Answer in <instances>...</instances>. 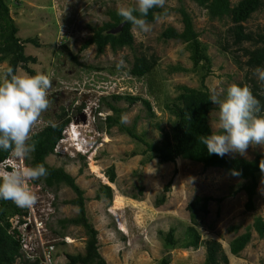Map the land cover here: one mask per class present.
<instances>
[{
    "label": "rangeland",
    "instance_id": "1",
    "mask_svg": "<svg viewBox=\"0 0 264 264\" xmlns=\"http://www.w3.org/2000/svg\"><path fill=\"white\" fill-rule=\"evenodd\" d=\"M230 1L235 4L239 0ZM6 2L18 28L17 36L21 40L35 38L38 42V47L25 44V55L36 58V63L29 66L36 73L48 74L53 80L49 90L51 107L42 114L33 134L47 125L60 122L63 112L66 118L69 117V128L57 145V152L48 156L46 162L53 167H62L84 191L86 217L98 232V252L106 263L164 264L167 261V264H203L204 246L185 249L182 244L186 242L185 228L191 225L188 204L195 197L211 196L213 200L208 202V213H197L199 224L195 228L201 239L220 242L228 264H264V237L260 238L254 230L251 231V240L238 256L229 253V242L243 233L254 217L264 219V177L258 180L255 209L247 211L246 194L238 191L244 182L242 179L232 177L221 169H205L200 163L182 159L161 164L150 157V153L142 155L144 145L119 131L117 126L107 131L104 121L105 116L113 114L107 106L111 103L123 110L125 126L130 127L135 122L138 136L147 143L160 144L163 134L171 132L174 117L166 105L174 102L180 93L179 87L201 88V75L205 69L201 65L193 67L184 43L164 40L160 36L169 26L182 30L181 16L173 10L180 6L192 17L194 29L210 58V73L204 85L212 96L223 99L227 87L243 81L247 73L245 67L238 69L233 61V55L241 56V51L230 44L229 20H211L206 10L189 0H166L163 7L165 14L149 23L151 31L144 33L132 27V47L126 46L114 52L106 46L99 55L94 45L81 49V44L91 36L93 29L108 21L107 11L121 6L135 7L136 0ZM244 26L252 32L264 29V5L252 14ZM226 44L227 51H223ZM140 55L154 56L157 63L150 76L132 77L128 70L134 58ZM121 59L125 67L117 70L116 63ZM245 59L241 56L242 61ZM6 68L7 62H1L0 76ZM17 73L25 74V71L19 68ZM249 75L259 83L253 73ZM148 78L158 86L160 84L159 99L148 95ZM126 94L148 99L154 116L151 117L139 101L129 106L124 99H111L112 95ZM209 124L215 134L221 129L219 105L214 104ZM257 153L264 155V146L250 145L244 155L229 153L225 156L252 159ZM91 164L99 169L101 175L90 168ZM110 166L114 167V183L108 181L107 169ZM169 181L170 188L165 191ZM102 184L112 189L110 200L99 191ZM138 186H142L144 191L140 199L134 200L130 196L136 193ZM29 187L38 195L37 203L30 207L32 213L10 220L12 227L18 228L19 234L24 237V258L42 256L45 243L53 242L56 246L54 264H64L65 253L83 254L86 241L84 229L71 225L62 228L58 223L77 215L76 206L64 204V201L76 197L74 192L64 184L48 188L41 179L30 181ZM99 192L101 198L96 200ZM117 194L126 201L114 208V196ZM162 195L165 201L157 205ZM218 198L222 201L217 202ZM132 200L136 203H131ZM20 219L29 223L26 229L24 225L17 224ZM36 221L40 225L38 229L35 228ZM234 226L237 231L232 230ZM171 228L177 241L174 246L166 244L164 239ZM35 244L37 248L33 250L31 247ZM23 256L17 259L18 264H25Z\"/></svg>",
    "mask_w": 264,
    "mask_h": 264
},
{
    "label": "trees",
    "instance_id": "2",
    "mask_svg": "<svg viewBox=\"0 0 264 264\" xmlns=\"http://www.w3.org/2000/svg\"><path fill=\"white\" fill-rule=\"evenodd\" d=\"M194 2L199 7L206 10L208 17L211 20H222L227 18L231 23L228 28L231 45L236 46L238 51H241V56L245 57L244 61L241 56L233 55V61L238 69H247V73L243 81L236 84L250 85L253 94L257 96L262 105V113H264V87L261 86L249 73H253L257 67L264 68V29L258 32L246 30L244 23L247 22L253 13L259 11L264 5V0H239L232 4L230 0H189ZM179 12L181 16L182 30L178 31L174 27L165 28L161 37L164 40H175L184 43L189 51L190 60L194 68L200 65L205 69V73L201 75V88H190L180 86V93L174 99L171 105H166L169 112L174 117V123L169 134H163L160 144L147 143L142 137L135 133V122L132 126H125L122 122L123 110L117 108L111 103H107L112 115H107L104 118L106 130L108 131L114 126H117L119 131L123 132L128 137L136 140L144 145L145 149L142 155L148 153L150 157L157 159L161 164L174 163L177 159L187 160L202 164L203 168H218L232 177L242 179L238 191H244L246 194L245 210L253 211L255 209L254 199L259 178L264 177V155L255 154L252 159L241 157H228L209 154L206 145L201 142L202 137L209 134H214L209 124V114L214 109V103L210 100L211 92L204 85V80L210 73V58L206 54V46L199 40V34L194 29L193 20L190 14L180 6L173 9ZM165 14L163 8H153L149 11L146 20L148 23L155 22ZM108 21L103 22L100 26L93 29L89 36L82 44L81 49H86L91 45L96 48L97 54H102L105 47L109 46L112 51H117L123 47H132L134 36L131 32L133 25L129 22H124L122 17L117 14V9L107 11ZM138 15V13H137ZM120 26L117 33H112L111 30ZM18 28L11 17L9 7L6 0H0V63L7 62V68L11 66L15 72L19 68L25 73L35 75L36 72L29 66L36 63V58L27 56L24 53L25 44H32L38 47V42L35 38H26L21 40L17 36ZM244 44H248L244 47ZM228 44L223 47V51H227ZM76 61V58L72 56ZM157 59L154 56L147 57L145 55L136 56L132 62L128 73L132 77L143 78L150 76L155 68ZM147 92L149 96L159 99L161 86L154 82L153 79H147ZM227 92V91H226ZM225 92V95H226ZM114 101L126 100L129 106L136 102H141L151 117L154 112L151 103L148 99L140 96L112 95ZM60 122L43 127L40 131L32 135V141L36 143V150L32 153L31 158L27 160L29 167L42 163L48 170L47 177L41 178L45 186L48 188L57 187L61 184L68 186L75 194V198L64 201V204H70L77 207V215L73 218H65L59 220L58 223L62 228L69 225L82 227L85 231L86 241L83 254L65 253L66 262L64 264H107L105 259L98 252L97 230L89 223L86 217L84 191L76 184L75 178L66 172L62 167H53L46 162V158L54 153V148L57 143L63 138V131L68 125L69 117L66 118L65 113L60 114ZM222 132L219 129L216 134ZM31 142V141H30ZM11 153L0 150V163L3 162ZM132 155H135L133 153ZM237 171L239 175H233V171ZM108 181L115 182L114 167L110 166L107 169ZM171 185L169 181L164 190L168 191ZM100 192L109 200L112 198V189L107 184H102L99 188ZM144 189L142 186L137 187L136 193L131 194L134 200L140 199ZM97 193L96 200H100L101 193ZM213 200L211 196L195 197L188 206L190 211L191 225L185 228L186 242L182 247L187 249L190 247L198 248L205 247V256L203 264H228V258L223 250L220 242L214 239L202 240L196 226L197 213L203 215L208 213V202ZM217 202L222 201V198L216 199ZM165 197L162 195L156 202L157 205L163 204ZM27 214L26 209L17 207L10 200L0 199V264H18L16 260L23 256L21 250L23 242L16 228L12 227L10 220L15 217H22ZM23 223V220H19ZM232 230L237 231V227H232ZM262 238L264 237V219L256 216L253 222L246 230L235 236L229 242V253L238 256L240 252L251 240V231ZM174 229H169L164 239L166 244L174 246L177 241L174 240ZM24 258V257H23ZM25 264H40L39 259L34 261L24 258ZM167 264V261H164Z\"/></svg>",
    "mask_w": 264,
    "mask_h": 264
},
{
    "label": "clouds",
    "instance_id": "3",
    "mask_svg": "<svg viewBox=\"0 0 264 264\" xmlns=\"http://www.w3.org/2000/svg\"><path fill=\"white\" fill-rule=\"evenodd\" d=\"M165 2L166 0H136L135 7L121 6L117 9V14L124 22L131 23L134 29L147 33L151 31V26L146 20L149 11L153 8H163ZM124 67L125 63L122 59L116 63L117 70ZM253 75L264 87V68L257 67ZM52 86L53 80L46 73L21 74L15 72L11 66L0 76V150L11 153L0 163V199L10 200L17 207L26 209L25 216L32 213L30 207L38 201V195L29 187L30 181L39 180L49 174L44 164L39 163L29 167L26 166L25 159H30L36 150V143L32 141L33 129L39 123L42 114L51 107L49 90ZM210 100L219 105V125L222 132L202 137L201 142L206 145L209 154L221 157L229 153L244 155L250 145L264 146V115L260 114L262 105L253 94L250 85L230 84L223 99L213 95ZM124 119L122 117V122ZM68 125L63 135L68 130ZM69 131L73 135L72 130ZM62 140L63 138L57 145ZM56 147L54 152H57ZM239 174L233 171V175ZM28 224L23 221L21 225L26 229ZM35 225L36 229L40 226L38 221ZM119 229L116 228L120 232ZM21 238L23 251L26 244L24 237ZM49 245L53 247L52 264H54L56 246L53 242L45 243L44 247ZM31 248L36 249L37 244ZM27 258L32 261L38 258L40 264L43 261V255L34 258L27 256Z\"/></svg>",
    "mask_w": 264,
    "mask_h": 264
},
{
    "label": "built area",
    "instance_id": "4",
    "mask_svg": "<svg viewBox=\"0 0 264 264\" xmlns=\"http://www.w3.org/2000/svg\"><path fill=\"white\" fill-rule=\"evenodd\" d=\"M8 164H10V162H8ZM52 250H53V247L50 245L47 247H44V249L42 250V255H43L42 264H52Z\"/></svg>",
    "mask_w": 264,
    "mask_h": 264
},
{
    "label": "bare ground",
    "instance_id": "5",
    "mask_svg": "<svg viewBox=\"0 0 264 264\" xmlns=\"http://www.w3.org/2000/svg\"><path fill=\"white\" fill-rule=\"evenodd\" d=\"M97 112H99V111H97ZM90 168L93 169V170H96L98 175H101V173L99 172V169L97 170V167H95L94 165L91 164ZM125 201H126V199H124L121 195H118V194L115 195L114 196V208H117V207L121 206ZM127 201H129V200H127ZM131 203H136V202L134 200H132Z\"/></svg>",
    "mask_w": 264,
    "mask_h": 264
},
{
    "label": "water",
    "instance_id": "6",
    "mask_svg": "<svg viewBox=\"0 0 264 264\" xmlns=\"http://www.w3.org/2000/svg\"><path fill=\"white\" fill-rule=\"evenodd\" d=\"M119 30H120V26L117 27V28H115V29H113V30H111V32H112V33H117Z\"/></svg>",
    "mask_w": 264,
    "mask_h": 264
}]
</instances>
